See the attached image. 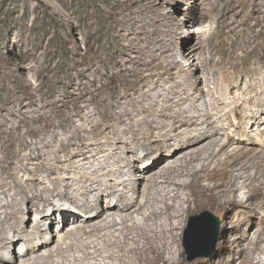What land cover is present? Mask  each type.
<instances>
[{"label":"rangeland","instance_id":"374dc122","mask_svg":"<svg viewBox=\"0 0 264 264\" xmlns=\"http://www.w3.org/2000/svg\"><path fill=\"white\" fill-rule=\"evenodd\" d=\"M256 44H264V0H0V172L16 167L18 173L15 176L23 184L32 185L35 181L32 178L39 177L54 190L52 180L56 178L70 180L79 172L90 173L94 168L90 158L99 148L103 150L99 152L103 158L97 163L99 166L110 160L115 169L122 167L124 163L113 158L126 153L129 138H132L131 128L137 132L138 126H142L134 122L119 124L114 116L116 113L132 110L133 106L141 104L148 107L161 100V95L166 96L169 87L183 84L180 73L186 74L192 65L200 68L192 82H199L205 90L199 102L205 110L211 102L206 94L209 90L205 83L207 77L213 82L217 80L218 84L225 82V77L215 75L216 70L210 64L212 57L219 73L227 67H239L244 71L247 63L251 64L257 58L252 53ZM184 49L188 55L181 57ZM174 56L178 57L182 67L171 71L174 78L169 82L163 80L155 84L164 66ZM203 61L207 71L202 68ZM240 72L233 81L235 86L244 88L251 78ZM246 73H249L248 68ZM142 75L146 76L144 80ZM164 79L169 80V75L166 74ZM210 88L217 93L214 84ZM259 91L262 93L261 89ZM220 94L228 97L229 91L224 87ZM248 94L238 92L239 100ZM188 107L189 104L183 105L184 109ZM230 107L234 106L231 104ZM246 110L258 112L261 106L247 105ZM173 111L183 110L175 107ZM261 116L264 121V113ZM229 121L221 122L218 137H231L232 142L228 139L224 142L229 145L228 151L238 152L245 147L246 142L240 144L242 139L259 144L258 148L264 147V124L260 127L250 123L249 137L237 131L242 125L240 119L232 118L231 124ZM158 132L157 129L154 133ZM177 133L181 135L182 143L187 142L189 133L182 129ZM137 134L139 138L129 153L134 161L142 160L150 149L145 137ZM120 139L121 142L114 146ZM220 144L213 149L219 151ZM84 147L92 153L83 150ZM80 151H86V154ZM168 153L164 155L167 162L163 161L162 166L172 162ZM86 157L90 158L85 160ZM156 158L158 155H153L146 162H140L139 170H147ZM220 158H224L223 154ZM49 166H59L60 169L51 174ZM160 168H155L152 173ZM258 172L252 169L247 174L242 173L259 177ZM239 180V192L227 194L231 201L235 198L227 205L228 210L221 212L208 208L186 217L184 230L179 235L181 248H173L176 254L182 252L187 262L208 264L213 260L216 264H226L232 259L241 261L243 257L239 251L242 248H254L251 243L261 236L259 231L264 224V204L258 198L257 215L252 216L248 189L242 187L244 179ZM113 186L114 189L121 188ZM101 190L105 191L101 204L105 211H109L116 205L117 193L108 198L113 191L107 186H102ZM261 190L264 194V184ZM51 200L45 213L57 208L74 212L72 201H61L57 195ZM27 207L28 204L21 200L18 208L26 212L21 223L33 227L42 212L28 211ZM59 212L55 213L53 220L45 219L41 224L45 228L43 240L62 228ZM205 212L216 217L219 224L212 230L207 247L191 249L187 253L184 243L190 219ZM80 213L77 217L83 220L91 214ZM205 220L210 221L208 217ZM196 224L198 232V227L203 224L201 220ZM195 235L196 228L190 235L193 244L197 243ZM93 241L103 247L97 237L88 240ZM23 249L24 245L20 244L17 255ZM107 253L105 251L102 256L94 254L81 263L73 262L72 256L69 261L59 258L58 263L118 264L108 260ZM196 254L204 256L190 260L191 255ZM252 259L254 264L264 263V242L253 251Z\"/></svg>","mask_w":264,"mask_h":264},{"label":"bare ground","instance_id":"6f19581e","mask_svg":"<svg viewBox=\"0 0 264 264\" xmlns=\"http://www.w3.org/2000/svg\"><path fill=\"white\" fill-rule=\"evenodd\" d=\"M256 46L252 51L257 56L256 60L251 64L247 63L249 73H246L245 66L244 71L239 67H227L222 69L221 74L216 69L215 58L212 57L210 64L216 70L215 75L225 77V82L218 84L217 80L213 82L207 77L205 83L209 90L206 94L211 98V102L205 110L199 105L205 90L199 82L195 84L192 82L200 68L198 65H192L186 74L180 73V77L184 79L183 84L176 88L169 87L167 95H161V100L148 107L141 104L133 106L132 110L116 113L114 116L119 124L128 125L134 122L142 126H138V130L135 131L145 137V143L150 148L142 160L134 161L129 155L135 147L137 137L139 138V134L133 132L131 128L132 138H129L126 153L112 157L115 161L123 162L122 167L115 169L112 162L107 161L108 158L105 164L99 166L97 163H101L103 159L99 155L103 150L99 148L91 158H85L92 160L90 162L94 168L90 173L79 172L70 180L56 178L52 180L54 190L49 189L46 182L39 177L32 178L35 180L32 185L23 184L21 179L15 176L16 167L3 169L0 172V264H60L59 258L69 261L70 256L73 257V262L81 263L94 254L102 256L105 251L108 252L106 258L117 261L118 264H203L201 261L187 262L182 252L178 255L173 249L174 246L179 250L181 248L179 235L184 230L187 216L208 208L221 212L228 210L227 205L233 203L235 198L231 201L227 194L235 195L239 192L240 178L244 179L242 187L247 188L250 195L249 210L252 216L257 215L259 201L256 200L260 198L264 204V194L261 190V185L264 184V151L261 150L264 147L258 148L259 144L242 139L240 144L245 145L246 142L245 147L238 152L230 150L229 152V145L224 142H227V139L232 142L231 137L224 135L221 139L218 138L221 122L230 120L231 124L232 118L242 121L237 131L249 137L250 123L252 126L258 124L260 127L264 124L261 118V113H264V44ZM186 51L187 49H184L180 56L186 57L188 55ZM181 67L178 57H172L155 84L163 80L169 82L174 78L171 71ZM202 68L207 71L204 61ZM237 72L251 78L244 88L234 84L233 79ZM166 74L169 75V80L164 79ZM145 78L146 76L142 75L141 79ZM212 84L216 86L217 93L211 90ZM224 87L229 91L228 97L220 94ZM238 92L250 95L239 100ZM184 104H189V107L184 109ZM231 104L233 108L230 107ZM247 105L261 106V111L246 112ZM175 107L183 110L182 113L173 111ZM134 113L136 115H133ZM141 113L144 115H140ZM168 125L170 129L167 128ZM157 129L159 132L155 134ZM179 129L189 133L187 142L182 143L181 135L177 133ZM120 142L121 139L114 146ZM216 144H220L219 151L213 149ZM83 150L92 153L88 147H84ZM167 152L172 162L162 166L163 161L167 162L164 160ZM222 154L224 158H220ZM153 155H158V158L151 166L147 170H139L141 169L139 163L146 162V159L152 158ZM157 167L161 168L158 172L152 173ZM29 169L26 170L32 172ZM58 169L59 166H49L48 172L52 174ZM252 169L259 171V177L250 173L248 176L243 175L242 172L247 174ZM114 184L121 188L114 189ZM102 186H107L113 191L111 193L107 191L108 198L117 193L116 205L109 211H105L101 204L105 192L101 190ZM43 189L44 192L41 191ZM46 191L50 193H45ZM54 195L60 197L61 201H72L74 212L69 213L57 208L51 213H45V207L52 203L51 198ZM77 195H80V199H77ZM21 200L28 204V211L42 212V216L35 220L36 224L33 227L21 223V218L26 213L18 208ZM56 212L60 213L62 228L43 240L45 228L41 224L45 219L53 220ZM80 212L91 214L87 220H83L77 217ZM259 232L261 236L256 242L251 243L254 248L239 249V255L243 257L240 258L241 261L232 259L226 264H254L252 254L264 242V224ZM90 237L100 239L103 247L95 241L88 242ZM20 244L24 245V249L17 255V247ZM260 262L258 263L264 264ZM208 264L216 262L211 260Z\"/></svg>","mask_w":264,"mask_h":264},{"label":"water","instance_id":"95a60500","mask_svg":"<svg viewBox=\"0 0 264 264\" xmlns=\"http://www.w3.org/2000/svg\"><path fill=\"white\" fill-rule=\"evenodd\" d=\"M206 217H208L210 221H206L205 220ZM200 220H201V224L203 225H200V227H198L199 230L197 232L198 225L196 224V222ZM218 224H219V220L216 217H213V215L210 214L209 212H205L201 216H195L191 218L189 223V228L186 231L185 243H184L187 253H190L191 249H196V248L204 249L205 247H207L211 239V232L212 230L215 229V227L218 226ZM195 228H196L195 237L197 243L193 244L190 235ZM192 240L195 241L194 239ZM203 256L204 255L201 254L191 255L190 260H194L197 259L198 257H203Z\"/></svg>","mask_w":264,"mask_h":264}]
</instances>
